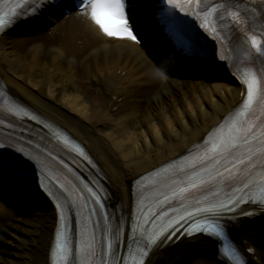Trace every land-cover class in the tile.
<instances>
[{
	"label": "bare ground",
	"instance_id": "1",
	"mask_svg": "<svg viewBox=\"0 0 264 264\" xmlns=\"http://www.w3.org/2000/svg\"><path fill=\"white\" fill-rule=\"evenodd\" d=\"M130 2L131 23L139 30L141 46L149 45L147 51H141L129 40H113L103 35L90 18V5L65 17L55 29L39 37L42 42L38 44L33 42L34 38L13 37L55 23L56 16H65V10L78 5L77 0H65L53 8L45 5L42 17L18 19L0 32V85L12 100L85 146L94 163L90 169L105 188L108 204L123 229V252L129 239L134 180L202 143L241 103L243 90L237 84L225 82L208 88L207 80L227 78L207 66L179 57L171 49L151 18L153 0ZM16 43H20L18 49ZM151 53L163 55L171 64L180 63L182 73L190 76L186 80L167 79L171 88H188L181 98V103L187 106L184 111L178 110L179 101L165 94L164 98L170 102L158 100L159 103L151 104L150 112H141V88L149 90L162 83ZM163 76L168 78L166 73ZM209 93L211 105L199 108L197 103H204ZM100 103H106V107L100 109ZM166 119L171 124L167 135L162 128ZM29 123L43 129L39 124ZM155 130L159 134L154 142ZM0 197V242L4 241L1 233L13 237L10 240L13 248L5 251L10 259L4 262L50 264L58 219L53 201L45 193L36 197L1 175ZM250 210L254 213L245 216ZM15 221L23 226H17ZM229 228L241 248L254 247L250 263L264 264V206L242 207L230 216ZM177 236L154 247L147 264H226L217 257V242L212 239L184 236L176 242Z\"/></svg>",
	"mask_w": 264,
	"mask_h": 264
},
{
	"label": "snow or ice",
	"instance_id": "2",
	"mask_svg": "<svg viewBox=\"0 0 264 264\" xmlns=\"http://www.w3.org/2000/svg\"><path fill=\"white\" fill-rule=\"evenodd\" d=\"M46 2L47 0H40L42 5ZM166 2L172 6L173 11L166 14L165 20L174 29L177 0H166ZM185 2L191 6L194 0H185ZM86 5H90L91 20L107 36H126L133 41L138 40L125 12V0H79V4L74 7L84 8ZM195 5L197 18H200V13H203L208 25H211V21L207 19L209 16L220 21L227 20L233 26L246 23L247 9L242 11L237 0H195ZM15 15L17 13L13 10L12 15L5 18L3 12H0V32L14 23ZM200 27L205 28V23H201ZM243 46L246 55L254 58L252 52L254 49L255 55L264 57V35L258 42L257 35L249 29L244 33ZM188 50L192 51L190 48ZM220 58L225 59V57ZM242 83L246 86L242 105L234 115L225 118L222 124L213 129L202 144L195 146L200 151L190 152L187 156L180 157V160L185 161L183 167H178L177 162L172 161L153 173L159 176L161 172L172 169L170 175L158 185L148 186L145 189L147 191L151 188L156 194L151 203L142 211L144 224L140 227L142 228L141 238L145 240V244L143 249L137 253L140 257L139 264H147L154 247H158L165 240L175 236L180 227H184L185 222H187V227H184V232L189 236L206 234L220 238L226 235L227 225L222 222L226 213L235 212L243 204H264V70L260 74L251 70L243 72ZM16 114L19 115V112ZM8 147L10 145L0 142V149ZM16 151L30 161L37 159L24 152L23 148H17ZM83 154L81 150V155ZM48 156L51 157V153ZM40 162L43 163V161ZM0 167H7L16 175L26 172L25 161L19 158L12 161L0 160ZM258 168L261 171L257 175ZM41 179L43 180L44 177ZM43 186L41 183V187ZM253 186L259 188L262 193L259 200L250 194ZM60 187L69 195L73 193V189L65 184H60ZM88 191L94 198V203L103 206L97 193L91 188ZM206 191L211 193L213 199H209L207 195H203L202 198L198 197V194ZM220 192H223V197L217 199ZM49 195L54 194L50 192ZM77 199L84 198L81 194ZM176 203H179V207H173ZM64 206L59 202L56 204L57 210L61 213ZM83 206L87 207L86 199ZM163 206H167L173 215L169 216L168 212L163 210ZM93 212L95 208L89 209L86 220L91 218ZM244 214L249 215L250 213L245 212ZM147 225H151V228ZM98 226L99 224L95 225V227ZM137 227V223L133 221L130 229L133 240L136 239ZM120 232L121 228L118 226L115 233L108 231L105 236L107 251L112 256L115 255L112 236L119 237ZM86 233L87 223L81 231V235L86 238L82 241L78 251L83 264H90L96 254L95 236L93 234L87 237ZM119 243L117 239L116 245L118 246ZM54 252L63 264H69L68 258L72 254V249L68 246L67 236L60 231L56 233ZM228 258L234 260V264H245L235 246L230 250ZM121 260L123 264H127V257H121ZM101 264L104 262L101 261Z\"/></svg>",
	"mask_w": 264,
	"mask_h": 264
},
{
	"label": "rangeland",
	"instance_id": "3",
	"mask_svg": "<svg viewBox=\"0 0 264 264\" xmlns=\"http://www.w3.org/2000/svg\"><path fill=\"white\" fill-rule=\"evenodd\" d=\"M63 20H64V17H58L55 19L56 24L54 23V24L49 25V28H39L35 32H30V33L29 32L28 33L20 32L18 34L13 35V37H17V38H21V39H23L25 37H29L32 39L35 38V41H33V42L35 44H38L39 42H42L39 37H42L43 35L49 33L51 31V29H55L57 27L56 25L58 23H61ZM34 43H33V45H35ZM19 45H20V43H16L14 46L16 47V49H18ZM142 62L143 61L140 60V64ZM143 72L146 73V70L143 69ZM221 82H225V81H221L219 79L210 80L207 82L208 88L211 89V86H213L215 84H219ZM225 83H228V82L226 81ZM169 90H171L172 92H170ZM187 91H188L187 87H178V86H172V88H171V86L169 87L166 80H162V83H159L158 85L152 87V89H149V90L146 88H141L140 94H139V98H140L139 106H140L141 112L142 113H145L146 111H147V113L150 112V107H151V104L153 102H154V104L159 103L160 100H163L165 102H170V101H168V98H166V97L164 98L165 94H167V95L171 94L173 96V98L175 99V101H179L177 108L180 112H182V111H184L183 109L185 107H187L186 104L181 103V98L183 95L182 93L187 92ZM215 95H216V98H218L217 90L215 92ZM209 97H210V93L208 95L206 94V100H204V103H203V101H201L200 103L198 102L197 103L198 107L199 108H205V106L209 107V104L211 105ZM96 99H98L99 101L101 100L98 97ZM101 104L102 103H100V109H103L104 107H106V103H103L102 106H101ZM169 116H170V114L168 115V118H169ZM183 120H184V116L180 113V121L183 122ZM162 128L164 129V134H166V135H167V132L169 130H171V124L167 119L164 120ZM133 132H136V131H133ZM158 134H159V131L155 130L153 133L154 142H155V140H157ZM34 195L37 197L38 193L34 192ZM14 224H16L17 226H20V227L23 226L22 223H20L19 221H15ZM1 236L4 238V241L0 242V251H2V252H0V257L3 260L0 264H7L4 261L10 259V257H9V255H7L5 253V251H8V250H10V248H13V246L10 245V240L13 239V237L9 236L8 233H5V232L1 233Z\"/></svg>",
	"mask_w": 264,
	"mask_h": 264
}]
</instances>
